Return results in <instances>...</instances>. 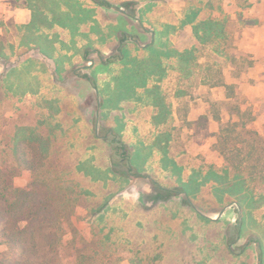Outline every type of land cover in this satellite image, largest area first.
<instances>
[{
  "label": "rangeland",
  "instance_id": "374dc122",
  "mask_svg": "<svg viewBox=\"0 0 264 264\" xmlns=\"http://www.w3.org/2000/svg\"><path fill=\"white\" fill-rule=\"evenodd\" d=\"M23 130L95 264H264V0H0L1 171Z\"/></svg>",
  "mask_w": 264,
  "mask_h": 264
},
{
  "label": "trees",
  "instance_id": "16d2710c",
  "mask_svg": "<svg viewBox=\"0 0 264 264\" xmlns=\"http://www.w3.org/2000/svg\"><path fill=\"white\" fill-rule=\"evenodd\" d=\"M225 88L229 98L241 99L235 85ZM13 140L17 167L12 172L0 170V264H95L94 256L78 244L84 238L67 231L76 202L73 188L64 185L55 167L34 166L48 159L46 141L24 130ZM25 143L34 151L33 159L24 150ZM22 170H31L34 178L15 188L13 178Z\"/></svg>",
  "mask_w": 264,
  "mask_h": 264
},
{
  "label": "crops",
  "instance_id": "0c3cea01",
  "mask_svg": "<svg viewBox=\"0 0 264 264\" xmlns=\"http://www.w3.org/2000/svg\"><path fill=\"white\" fill-rule=\"evenodd\" d=\"M109 8H112V6H111V4H109ZM118 11H122V9L121 8H118ZM124 14L126 15V13L124 12ZM148 34H150L151 35V40H153V32H151V31H148L147 32ZM226 84H229V83H225L224 84V87H225V85ZM231 85V84H230ZM233 85V84H232ZM235 87H236V85H235ZM226 89V88H225ZM227 94V93H226ZM217 120H219V118H217ZM108 134H111V135H113L112 133H111V131L109 130L108 131ZM106 136H108V135H106ZM114 136V135H113ZM113 142H117V140H116V138H115V136H114V138H113Z\"/></svg>",
  "mask_w": 264,
  "mask_h": 264
}]
</instances>
